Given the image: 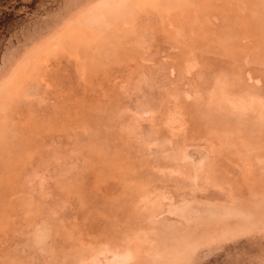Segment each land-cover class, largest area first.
<instances>
[{"label":"rangeland","instance_id":"obj_1","mask_svg":"<svg viewBox=\"0 0 264 264\" xmlns=\"http://www.w3.org/2000/svg\"><path fill=\"white\" fill-rule=\"evenodd\" d=\"M0 264H264V0H0Z\"/></svg>","mask_w":264,"mask_h":264}]
</instances>
